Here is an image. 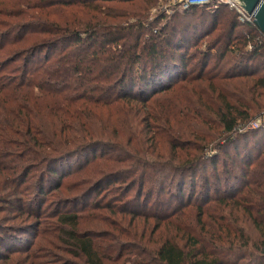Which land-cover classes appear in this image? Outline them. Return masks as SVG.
I'll return each mask as SVG.
<instances>
[{
	"label": "trees",
	"instance_id": "1",
	"mask_svg": "<svg viewBox=\"0 0 264 264\" xmlns=\"http://www.w3.org/2000/svg\"><path fill=\"white\" fill-rule=\"evenodd\" d=\"M164 1L0 0V264H264V33Z\"/></svg>",
	"mask_w": 264,
	"mask_h": 264
},
{
	"label": "built area",
	"instance_id": "2",
	"mask_svg": "<svg viewBox=\"0 0 264 264\" xmlns=\"http://www.w3.org/2000/svg\"><path fill=\"white\" fill-rule=\"evenodd\" d=\"M169 1V0H167ZM170 4L172 3L174 6H179L181 8H189L191 6H202V5H210L212 7H218L220 4H226L230 8L237 11L239 14L240 20L243 22H250L254 23V16L251 14H248L244 8L242 7V4L239 0H170ZM264 123V114L256 119H253L249 123L240 126L239 131L243 132L248 129H255L262 125Z\"/></svg>",
	"mask_w": 264,
	"mask_h": 264
},
{
	"label": "water",
	"instance_id": "3",
	"mask_svg": "<svg viewBox=\"0 0 264 264\" xmlns=\"http://www.w3.org/2000/svg\"><path fill=\"white\" fill-rule=\"evenodd\" d=\"M244 10L254 16V23L264 33V0H239Z\"/></svg>",
	"mask_w": 264,
	"mask_h": 264
},
{
	"label": "rangeland",
	"instance_id": "4",
	"mask_svg": "<svg viewBox=\"0 0 264 264\" xmlns=\"http://www.w3.org/2000/svg\"><path fill=\"white\" fill-rule=\"evenodd\" d=\"M170 2H171L170 0L162 2L163 3L162 10H164L165 13H167V14L172 13L173 9H182L179 6H174L172 3L170 4ZM238 131H239V129H238Z\"/></svg>",
	"mask_w": 264,
	"mask_h": 264
}]
</instances>
